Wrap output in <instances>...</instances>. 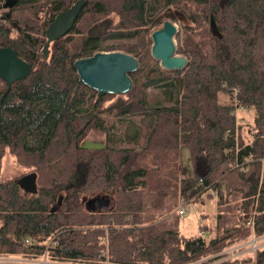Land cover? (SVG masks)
<instances>
[{
    "label": "trees",
    "instance_id": "16d2710c",
    "mask_svg": "<svg viewBox=\"0 0 264 264\" xmlns=\"http://www.w3.org/2000/svg\"><path fill=\"white\" fill-rule=\"evenodd\" d=\"M77 1L16 0L5 10L0 0V13L9 14V21L0 15V48L13 50L31 69L6 94L0 80V175L8 153L36 175L38 189L25 196L16 180H0V259L264 264V246L255 257L223 255L252 237L264 238V0H84L73 30L43 59L44 33L55 15L49 9L63 11ZM111 15L117 21L102 28ZM165 21L177 25L176 54L187 65L171 78L143 77L155 66L151 34ZM116 52L139 64L129 75L125 113L108 104L114 96L97 97L85 87L73 67L77 59ZM149 89L157 91L152 99ZM235 102L251 110L246 143L242 127L236 135ZM113 114L119 121L152 120L140 136L134 130L115 144L118 129L106 121ZM95 133L105 135L104 149H81ZM235 146L239 167L230 169ZM184 148L192 173L179 180ZM79 166L85 182L76 188ZM178 193L193 205L215 202V215L201 216L203 235L184 236L180 217L169 214L168 200ZM88 195L111 206L90 212ZM50 241L55 245L48 247Z\"/></svg>",
    "mask_w": 264,
    "mask_h": 264
},
{
    "label": "water",
    "instance_id": "95a60500",
    "mask_svg": "<svg viewBox=\"0 0 264 264\" xmlns=\"http://www.w3.org/2000/svg\"><path fill=\"white\" fill-rule=\"evenodd\" d=\"M16 0H5L2 9L8 10L13 8ZM85 1L78 0L67 11L59 14L45 30V44L42 50L43 58L48 54L49 45L68 34L81 9L84 7ZM15 27L16 24H14ZM105 27V24L101 26ZM213 34L218 36L217 29L211 21ZM20 30V29H19ZM178 34V27L171 21H165L163 26L151 34V57L157 61L161 68L168 72H177L183 70L187 65V60L182 56L176 55L175 38ZM79 81L87 88L96 92L97 97L102 95L122 97L127 95L133 86L129 75L137 72L139 64L136 58L125 53H98L86 59H80L74 63ZM30 66L19 59L16 53L8 48H0V80L6 85L5 94L10 87L18 82L26 79L30 75ZM180 81H178L179 84ZM4 95H2L3 97ZM1 97V98H2ZM124 104V100L119 98L113 106L119 108ZM129 110V105L121 108V112L125 113ZM104 144L85 140L80 148L83 150H103ZM85 182V176L78 172V176L74 181V187L79 188ZM19 188L27 194H37L36 175L31 173L24 175L17 181ZM72 187V186H71ZM61 198L59 199L58 206ZM92 201L91 204H95ZM111 204L108 202L105 208H109ZM56 210L53 208L51 212ZM90 212H103L104 208L88 209Z\"/></svg>",
    "mask_w": 264,
    "mask_h": 264
},
{
    "label": "rangeland",
    "instance_id": "374dc122",
    "mask_svg": "<svg viewBox=\"0 0 264 264\" xmlns=\"http://www.w3.org/2000/svg\"><path fill=\"white\" fill-rule=\"evenodd\" d=\"M2 13V12H1ZM117 21L116 15L109 16L103 24L106 25V27L110 26L112 23ZM177 26V25H176ZM160 29V28H159ZM123 53V52H120ZM177 55V54H176ZM179 56V55H177ZM149 65V64H148ZM147 65V66H148ZM153 65L150 64L146 68L145 71L142 72L143 77L148 76L149 78H156L165 76L166 78H171L174 72H168L161 68L160 64L154 60ZM157 93L156 90L149 89L148 94L150 98H153V95ZM119 97L114 96L113 98H109L108 104L113 106L116 104ZM125 101L124 96L121 97ZM152 118L151 117H126L121 118L120 121L117 120V118L113 115L107 116L106 121L111 124H115V127L118 129V132L115 134L113 142L115 144H119L120 140H124L125 137H130L134 130H137V137L142 134V132L145 130V128L150 124ZM247 130L243 129L241 133V139L244 143L251 141V134H246ZM249 136V137H248ZM86 140L96 142V143H102L106 141L105 135L102 133H95L89 135V137L86 138ZM179 165H180V171H178V179L180 180L181 177L188 176L192 173V166H191V160H190V153L189 150L184 148L181 150L180 158H179ZM84 169V167L81 168V171ZM28 174L27 171L22 170L19 168L14 158L9 155L8 153L3 157L2 160V169H1V175L0 180H6V179H19L21 176ZM98 198H94L93 196L88 195L87 196V202L86 204L92 202L93 200H96ZM181 194L178 193V195L173 198L169 199V205H170V215L177 216V208L180 206L181 202ZM85 200V201H86ZM99 208L97 207L96 210ZM216 212V205L214 201H208L205 200L203 204H190L189 209L186 212V214L183 217H180V232L186 236V237H193L200 234L199 231V222L201 220V216L203 215H209L211 216L215 215ZM205 238L208 239L209 236L205 235ZM3 259V258H1ZM4 259H15V258H4ZM41 262V261H38ZM22 264V263H21Z\"/></svg>",
    "mask_w": 264,
    "mask_h": 264
},
{
    "label": "built area",
    "instance_id": "2783aa9c",
    "mask_svg": "<svg viewBox=\"0 0 264 264\" xmlns=\"http://www.w3.org/2000/svg\"><path fill=\"white\" fill-rule=\"evenodd\" d=\"M235 94H237V91H235ZM232 116L234 118V122H235V126H236V135L239 134V127H242V129H246V127L249 125L250 123V119H251V110L249 107L244 106L242 104H240L239 102H235L234 105V111L232 113ZM237 153H238V149L235 146V159L233 160V162H230L228 164V167L230 169L233 168H237L239 167V160L237 157ZM180 206L177 208V214L179 217H183L186 212L189 209V205L191 204V202H185L183 201V199H181L180 202ZM202 221L200 220L199 224ZM247 225H253V221L250 220ZM201 235H203V232H200ZM27 244H29V242H27ZM55 245L54 241H50L49 243H47V246H53ZM264 246V238L262 239H257L255 237H252V239L245 243V244H237L233 247H230L229 249H227L223 255L226 256V259H234V258H238L242 255H244L245 253H251V255H253V257H255V253L256 251ZM41 262L38 261H25V260H21L18 258L15 259H0V264H50L47 262L46 260V256L43 257L42 260H39Z\"/></svg>",
    "mask_w": 264,
    "mask_h": 264
},
{
    "label": "flooded vegetation",
    "instance_id": "af4514ba",
    "mask_svg": "<svg viewBox=\"0 0 264 264\" xmlns=\"http://www.w3.org/2000/svg\"><path fill=\"white\" fill-rule=\"evenodd\" d=\"M73 6V4L71 5V6H69L67 9H65V10H63V11H59V12H55L54 11V6H51V8L49 9V11L51 12V13H53V14H55L54 15V17H53V20H52V22L54 21V19L59 15V14H61V13H63V12H65V11H67L69 8H71ZM83 9V8H82ZM82 9H81V11H82ZM3 12L2 13H0V15H3L4 17H2V19L4 20H6V21H9V14L8 13H6V11L5 10H2ZM80 11V12H81ZM79 15H80V13H79ZM79 15H78V17H79ZM78 17H77V19H78ZM77 19H76V21H77ZM75 21V22H76ZM51 22V23H52ZM14 24L15 23H13V22H11V26L12 27H14L15 29H17V27H15L14 26ZM74 25H75V23H74ZM74 25H73V27H74ZM106 26V25H105ZM73 27H72V29H71V31L73 30ZM18 30V29H17ZM19 31V30H18ZM70 31V32H71ZM69 32V33H70ZM68 33V34H69ZM68 34H66L65 36H67ZM65 36H63L62 38H64ZM61 39V38H60ZM60 39H58V40H60ZM57 40V41H58ZM54 42H56V41H54ZM54 42H52L50 45H52ZM50 45H49V47H50ZM48 50H49V48H48ZM85 50V48H82V51H84ZM120 53V52H119ZM98 54V53H97ZM47 56H48V54L46 55V58H47ZM94 56V55H93ZM42 57H43V55H42ZM92 57V56H91ZM86 58H89V57H86ZM86 58H80V59H86ZM43 59H45V58H43ZM80 59H77V60H75V62L76 61H78V60H80ZM74 62V63H75ZM74 63H73V67H74ZM75 69V68H74ZM76 71V70H75ZM76 74H77V72H76ZM116 97H118V96H116ZM119 98H121V97H119ZM118 98V99H119ZM117 103V102H116ZM125 105H127L126 103H125V101H124V104L121 106V107H119V108H116V109H119V111L121 112V108L122 107H124ZM114 106V105H113ZM112 106V107H113ZM102 144V143H101ZM103 144H104V142H103ZM82 167H84V166H79L78 167V169H77V173L78 172H80L81 174H83L84 175V173H83V171H84V169L81 171V168ZM28 174H31V173H28ZM28 174H26V175H28ZM24 176V175H23ZM23 176H21V177H23ZM20 177V178H21ZM17 181H18V179H16V183H17ZM21 190V189H20ZM21 193L23 194V195H25V196H28V195H31V194H27V193H25L24 191H22L21 190ZM93 201H95L94 203L95 204H91V202L90 203H88V204H86V202H87V200H86V202H85V209H96L97 207L99 208V207H102V208H104L105 209V206L107 205V203H108V201L106 200V199H103V198H98V199H96V200H93ZM110 203V202H109Z\"/></svg>",
    "mask_w": 264,
    "mask_h": 264
}]
</instances>
